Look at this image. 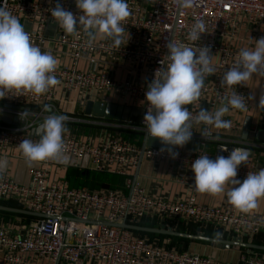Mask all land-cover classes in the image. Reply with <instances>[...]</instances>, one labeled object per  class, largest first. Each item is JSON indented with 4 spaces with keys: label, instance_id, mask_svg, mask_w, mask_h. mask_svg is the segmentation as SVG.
I'll list each match as a JSON object with an SVG mask.
<instances>
[{
    "label": "built area",
    "instance_id": "2783aa9c",
    "mask_svg": "<svg viewBox=\"0 0 264 264\" xmlns=\"http://www.w3.org/2000/svg\"><path fill=\"white\" fill-rule=\"evenodd\" d=\"M58 2L79 14L75 0H0V7L7 8L20 20L25 31L30 33L32 42L42 51L51 52L58 61L67 57L66 64L59 61L55 72L60 84L45 95L0 99V115L22 120L16 124L0 120V157L24 160L17 151V145L24 139L38 140L29 136L30 131L47 116L61 115L57 104L59 92H78L83 102H105L109 98H117V103L124 106L141 107L143 115L140 122L91 115H85L87 118L81 120V123L122 133L139 134L141 143L137 145L120 135H110L94 142L90 138L82 139L65 124L68 129L64 135L65 155L75 162L86 160L89 170L122 176L124 182L120 189L70 187L64 180L49 181L50 161L28 165L25 184L17 183L8 171L0 172V200L15 199L24 209L40 215L17 232L0 223L1 262L18 264L22 261V254H31L35 259H47L49 264H232L209 255L172 249L135 231L111 224L122 221L137 224V221L151 216L164 224L163 229L167 224L171 226L173 221L183 220L197 225L219 226L238 235L251 237L261 233L264 236V218L238 213L231 206L199 203L190 168L198 155L207 154L212 159L217 155L228 156L211 151L208 148L210 143L217 142L232 148L264 149V144L256 139L258 130L264 129V110L258 107L260 96H252L236 87L247 105L253 102L259 111V122L248 128L253 140L230 135L238 134L244 128L242 123L224 117L232 122L229 130L213 129L205 140L198 130H194L198 127L201 131L205 126L194 125L192 139L197 141V145L189 147L186 144L175 149L179 155L172 159L166 152H159L161 147L145 145L147 130L143 125L147 109L144 102L146 87L160 67L159 62L165 60V45L169 41L189 43L186 37L196 18L204 20L208 32L201 35L197 47H209L212 55L217 52L218 61L212 74L215 77L212 81L206 78L198 103L187 107L195 116L201 109L199 102L203 100L207 104L206 110L213 111L223 95H230L220 86V80L242 49L235 45L242 41L240 29L249 26L254 34L260 29L264 31V0H194L188 8L178 6L175 0H127L131 15L125 25V40L127 32L130 39L119 49L111 47L110 40L99 38L90 44L81 30L75 35H65L51 16V10ZM80 61L83 62L82 69L79 68ZM120 69L126 75L117 79L116 71ZM249 96L253 99H248ZM45 106L51 111H45ZM25 110H29L28 115L21 118L20 113ZM65 116L66 122H72L71 117ZM142 159L174 165L177 168L176 182L192 193L185 200L176 201L151 195L133 172ZM262 168L264 164L257 162L241 165L236 178L243 181L247 173H255ZM238 262L264 264V258L241 254Z\"/></svg>",
    "mask_w": 264,
    "mask_h": 264
},
{
    "label": "clouds",
    "instance_id": "9594fccd",
    "mask_svg": "<svg viewBox=\"0 0 264 264\" xmlns=\"http://www.w3.org/2000/svg\"><path fill=\"white\" fill-rule=\"evenodd\" d=\"M183 8L191 7L194 0H175ZM79 14L56 3L51 16L65 35H75L81 30L91 44L96 39L110 40L111 47L119 49L130 39L126 22L131 15L127 0H75ZM207 32L203 19L196 18L187 34L189 43H166L167 55L160 61V67L147 84L144 102L147 105L143 125L147 138H157L162 147L160 153H167L175 159V149L184 147L193 135V126L204 125L199 131L205 140L212 130H229L231 120L224 117L233 110L246 111L245 97L236 86H246L254 75L264 77V36L255 41L254 48H242L234 64L220 80V86L229 94L220 98L219 106L209 111L201 108L193 116L188 105L197 104L202 96L205 80L216 71L212 64L213 55L209 47H197L201 35ZM59 61L49 51L32 42L20 20L7 8L0 7V99L31 95L39 98L60 84L55 72ZM248 99H253L249 96ZM258 107L264 110V91L259 97ZM45 111H51L45 106ZM29 110L20 113L26 118ZM65 115L47 116L35 129L39 137L35 142L24 139L17 145V151L28 165L46 161L66 160L64 135ZM214 137V139H217ZM227 151L226 148H221ZM249 154L246 149L233 148L227 157L217 155L215 159L207 154L198 155L191 163L194 174V190L201 195L226 197L228 204L238 213L248 214L264 201V168L249 172L243 181L237 179L238 168L246 165ZM6 161L0 159V172ZM219 235V234H217Z\"/></svg>",
    "mask_w": 264,
    "mask_h": 264
},
{
    "label": "crops",
    "instance_id": "0c3cea01",
    "mask_svg": "<svg viewBox=\"0 0 264 264\" xmlns=\"http://www.w3.org/2000/svg\"><path fill=\"white\" fill-rule=\"evenodd\" d=\"M264 36V31L259 30V32L254 34L249 26H243L239 31V38H242L241 42H237V45L240 48H254L255 41ZM126 74L120 69L116 71V78H123ZM223 76V75H222ZM214 75H210L207 77V80L212 81L214 79ZM236 87H240L245 91L249 92L252 96H260L261 92L264 91V78H260L254 75L253 79L250 80L246 86L238 85ZM57 104L59 107V111L61 115H67L72 118V122H65L68 124L72 131L78 134L82 139L90 138L94 142H96L100 138H105L107 136H115L120 135L123 136L129 133H122L118 131H114L111 128L107 127H98L96 125H90L81 123L82 119H86L84 114V108L86 102L82 100L81 94L78 92H71L68 94H57ZM115 102L117 103V98H109L105 100V102ZM120 104V103H119ZM200 108L206 109L207 104L205 101H200ZM219 106V105H218ZM217 106V107H218ZM216 107V108H217ZM215 108V109H216ZM225 117L234 119L240 123L244 128V123L247 118L250 119L249 127L257 124L259 122V111L255 107V104L251 102L246 111H241L240 113H236L231 111ZM89 119V117H88ZM92 120V119H89ZM194 130H198V127H194ZM244 129L240 131V133L230 134L234 136H240L242 138ZM132 135V134H131ZM250 133L247 135V139H249ZM260 143L264 144V141H260ZM139 145V144H138ZM197 145V141L191 139L187 146L195 147ZM221 145L219 143H210L208 148L217 152V147ZM249 149V148H248ZM251 149V148H250ZM252 156L246 162V165H249L252 162H257L259 164H264V149H251ZM257 151L258 153H255ZM218 153V152H217ZM221 154V153H220ZM66 160L62 161H50L49 166V181H66L68 185L71 184H79V182L83 181V177L81 173L86 171V160H81L75 162L71 157L67 156ZM6 161V167L4 171H8L10 175L15 179L17 183L25 184L28 180L27 176V167L28 164L25 163L23 159H13L10 156L0 157ZM177 168L174 165H164L152 160L142 159L138 168H136L133 172L137 175L138 182L153 196H162L171 201L176 200H185L192 191L186 188L185 186L176 182L175 178ZM72 187V186H70ZM75 187V186H74ZM81 187V186H77ZM86 187V186H83ZM88 188V187H87ZM103 188V187H101ZM196 199L199 203L209 205V206H218V207H227L230 206L227 202L226 197H211L209 195H201L195 191ZM0 206L10 208V209H19L23 211H28L21 207L19 203L15 199L9 200H0ZM258 215L264 218V201H261L258 208L253 210L248 215ZM33 214H26L17 212L9 209H0V223L7 225L13 231L17 232L25 225H28L33 218H35ZM144 227L151 228H164V224L158 219L153 218L151 216L144 217L143 219L137 221V224ZM170 227V228H169ZM171 229L173 231H177L180 233L187 234H198L200 233L203 236L217 238L222 240L232 241L240 238L242 243H248L256 246L264 247V236L261 233H258L254 236H247L244 234H234L229 230H226L219 226L214 225H197L191 222H185L180 220L178 222H172L171 226L167 224L165 229ZM199 229V232H197ZM137 232V231H135ZM156 234V233H155ZM219 234V235H217ZM161 236L154 237L150 241L156 242L160 245L178 249V250H188L191 252H197L202 255H209L215 257L219 260L232 263V264H240L238 262L239 256L241 254L248 255H257L264 258V250L247 248L242 246H234V245H222L220 243H211L202 240L196 239H187L177 236H168L159 234ZM145 237V236H143ZM147 238V237H145ZM179 238V239H177ZM1 258V254H0ZM22 261L18 264H49L47 259H35L31 254H22ZM0 264H6L1 262ZM61 264V263H58ZM84 264H92L89 262H85Z\"/></svg>",
    "mask_w": 264,
    "mask_h": 264
},
{
    "label": "water",
    "instance_id": "95a60500",
    "mask_svg": "<svg viewBox=\"0 0 264 264\" xmlns=\"http://www.w3.org/2000/svg\"><path fill=\"white\" fill-rule=\"evenodd\" d=\"M84 114L85 115H91L94 117H100V118H105V119H112V120H126L129 119L131 121H136L140 122L142 119L143 115V109L141 107H136V106H124L119 103L115 102H103V101H87L85 104L84 108ZM0 120L4 123L7 124H16L18 121L22 122L21 119L18 117H11L8 115H0ZM250 125V119L247 118L245 123H244V131L242 134V138L245 139L248 135V128ZM37 128V127H36ZM32 129L29 133V136H35L39 139V137L35 133V129ZM256 139L260 141H264V129H259L256 135ZM145 145L148 147H162V145L159 143L157 138H152V139H146ZM221 148H226L227 151H222ZM232 147L225 146V145H219L216 149L218 153L221 154H226L229 155ZM246 149V148H243ZM249 154V158L252 156V150L251 149H246ZM0 209H9V210H14L17 212L21 213H26V214H33L34 216H40L39 214L36 213H30L27 211L19 210V209H10L6 207L0 206ZM115 225L118 227L126 228L132 231H138V232H148V233H156V234H163V235H168V236H177V237H182V238H187V239H196V240H202V241H207L211 243H220L222 245H234V246H242V247H247V248H254V249H261L264 250V247L261 246H256L248 243H242L240 241V238L228 241V240H222V239H217V238H211V237H206L201 235L200 233L198 234H187V233H180L177 231H173L170 229H156V228H151V227H144L140 225H134V224H127L124 221L122 223L118 224H111ZM197 232H199V229H197Z\"/></svg>",
    "mask_w": 264,
    "mask_h": 264
},
{
    "label": "trees",
    "instance_id": "16d2710c",
    "mask_svg": "<svg viewBox=\"0 0 264 264\" xmlns=\"http://www.w3.org/2000/svg\"><path fill=\"white\" fill-rule=\"evenodd\" d=\"M124 138L128 139L131 142H134L132 139L131 134L124 135ZM141 142V141H140ZM140 142L139 145H140ZM82 176H84L83 181L79 182V184H71L70 186L72 187H77V186H86L90 189H98L101 187H106V188H111V189H120L123 188V182L124 178L120 175L113 174V173H108V172H98V171H93L87 169L86 171H83L81 173ZM137 233L140 236H145L147 237L148 240L153 239L154 237L161 236L159 234L155 233H148V232H138ZM179 239V238H177Z\"/></svg>",
    "mask_w": 264,
    "mask_h": 264
},
{
    "label": "rangeland",
    "instance_id": "374dc122",
    "mask_svg": "<svg viewBox=\"0 0 264 264\" xmlns=\"http://www.w3.org/2000/svg\"><path fill=\"white\" fill-rule=\"evenodd\" d=\"M59 61H60V62L63 61V64H66V63H67V57H64V59H60ZM217 61H218V58H217V52H216V53L213 54V57H212V64H213V66L217 64ZM82 67H83V62L80 61V62H79V68L82 69ZM123 137H124V136H123ZM131 137H132L133 141L138 145V144H139L138 142H140V138H141V136H140L139 134H132ZM253 139H254L253 135L250 134L248 140H253ZM140 143H141V142H140ZM255 153H258V152L255 151Z\"/></svg>",
    "mask_w": 264,
    "mask_h": 264
}]
</instances>
